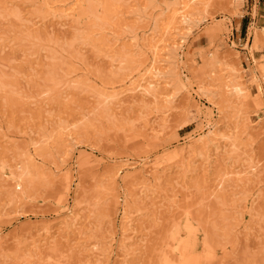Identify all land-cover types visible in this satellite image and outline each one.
<instances>
[{
	"label": "rangeland",
	"instance_id": "obj_1",
	"mask_svg": "<svg viewBox=\"0 0 264 264\" xmlns=\"http://www.w3.org/2000/svg\"><path fill=\"white\" fill-rule=\"evenodd\" d=\"M210 2L191 34L180 28L186 42L174 40L176 74L162 83L172 84V101L146 98L141 109L145 99L133 106L126 91L150 54L133 51L124 29L138 23L122 16L131 0H85L94 12L78 24L64 17L74 0H0V264H189L192 256L197 264H264V41L253 39L264 34V0ZM121 49L133 60L116 76L110 56ZM232 83L245 102L231 97ZM225 100L238 106L239 125L232 110L223 113ZM208 123H218L216 138L243 134L239 158L216 162L210 148L209 165L201 163L193 142ZM191 145L195 156L181 150ZM145 161L159 165L157 175L142 170ZM188 162L206 167L184 178ZM222 169L246 176L226 181ZM142 185L146 206L137 201ZM71 213L81 218L74 233L64 228Z\"/></svg>",
	"mask_w": 264,
	"mask_h": 264
},
{
	"label": "bare ground",
	"instance_id": "obj_2",
	"mask_svg": "<svg viewBox=\"0 0 264 264\" xmlns=\"http://www.w3.org/2000/svg\"><path fill=\"white\" fill-rule=\"evenodd\" d=\"M84 1L85 0H74V2L76 3V6H78L76 9H72L68 14H66L64 17L65 18H69V19H72L73 21H74V23H76V24H78V22H79V20L81 19V16L82 15H85V14H92V12H94V11H92V9L91 8H89V6H86L85 7V3H84ZM132 2H133V5L131 6L132 8H131V10H130V12H127L126 10H125V12H127V13H123V15L122 16H125V17H132V18H136V20L135 21H137L138 23H137V25H133L132 26V28L130 27V25L131 24H129L128 26L127 25H125L124 26V29H126V30H132V38L131 39H133L134 40V43H136V47L135 48H133V49H131V50H133V51H135V50H137V51H141L140 53H145V54H150V63H148L149 65L148 66H146L144 69H142L141 70V72H139V73H141L142 75L140 76V79H134V77H132L131 78V85L129 84V89L126 91L127 93H128V96H129V94H130V96L132 97V100H133V103H130V102H128V103H130L131 105H133L136 101L138 102V100L136 99V97H141L142 99H145V101L144 100H142V102L140 101L139 103H141L140 104V107H141V105H143L142 103H145V104H147L146 103V98H152V99H154V101L156 100V103H157V99L158 100H160V99H163L164 101H166L167 103H170L172 100H171V98H169L166 94V88L167 87H171V85L170 86H168L169 84H167V87H166V84H165V87L164 86H162L163 84L162 83H164L163 81L168 77V76H173V75H175L176 74V71H175V67H174V60H173V58H172V56L173 57H175L174 55H173V52H175V51H177V49H178V46L176 45V42L174 41V40H176V39H178L179 38V40L181 39V40H183V41H185L186 39V37L188 36V35H190L191 33V31H192V29L199 23V20H202L201 22H203L204 21V19H198V14L200 13V11L201 12H203L204 10H200V6H201V9L205 6V5H207L211 0H144L145 1V4H143L144 3V1L143 0H131ZM163 1V2H162ZM160 2L162 3V4H160ZM212 2H213V0H212ZM210 4H211V2H210ZM48 5V4H47ZM131 5V4H130ZM106 6H107V8L109 7L108 5H105L104 6V8H106ZM210 6V5H209ZM209 6H207V7H209ZM49 8V7H48ZM204 8H206V6L204 7ZM203 8V9H204ZM123 10V9H122ZM128 10V9H127ZM150 11H152V12H150ZM65 12V11H64ZM149 13H151V15L149 14ZM204 13V12H203ZM50 14V13H49ZM127 16H126V15ZM51 15V14H50ZM93 15V14H92ZM118 15V14H117ZM197 15V16H196ZM18 16V15H17ZM154 16H156V18H154ZM46 17V16H45ZM128 17V18H129ZM22 18V17H21ZM62 18V17H61ZM55 19V18H54ZM18 21V20H17ZM19 21L21 22V19H19ZM18 21V22H19ZM146 21H152L153 22V29L152 30H149V31H145L143 28H142V26H141V24H143V23H145ZM151 22V23H152ZM24 24L25 22L24 21H22L21 22V24ZM135 23V22H134ZM147 23V22H146ZM20 24V25H21ZM26 24V23H25ZM119 25H121V24H119ZM177 25H179V26H177ZM26 26V25H25ZM24 26V27H25ZM141 26V27H140ZM23 27V28H24ZM27 27V26H26ZM120 27V26H119ZM123 27V26H122ZM180 28L181 29H183V30H185L184 32L186 33H190V34H188L187 36H186V34L185 33H182V31L180 30ZM120 30V29H119ZM173 31H176V33H172ZM264 33V32H263ZM262 34V33H261ZM141 35V36H140ZM148 35V36H147ZM103 38V37H102ZM106 38V37H105ZM176 38V39H175ZM253 39H254V44L255 45H258L259 43H261V42H263L264 41V34L262 35V36H260L259 34H257V32H254V34H253ZM182 41V42H183ZM103 44V46H105V48L104 49H106V52H108V50L110 51V52H108V53H106L107 54V56H109V55H111V50H113V49H111L113 46L111 45H109V43L107 42V40L105 41H101ZM182 42H180L181 44H182ZM186 42V41H185ZM100 43V42H99ZM180 43H177V44H180ZM184 44V43H183ZM181 46V45H180ZM132 47H134V46H132L131 45V48ZM101 50L102 51H104V49H103V47L101 46ZM130 48V47H129ZM180 48H183V47H180ZM108 49V50H107ZM111 49V50H110ZM140 49V50H139ZM131 50H129V52L128 53H130V51ZM182 50V49H181ZM180 50V51H181ZM121 51V52H120ZM119 51V53H117V54H114V56H113V54H112V56H110L111 58L110 59H112V58H114L113 60H111V63H112V66H114V64H117L118 66V68L114 71V68L112 69L113 70V72H112V74H119L120 72H122L123 70H126L127 68H126V66L128 65L127 63H129V61L131 62L132 60L130 59H127V58H125V54H127L126 52L128 51H126V50H124V49H121ZM136 51V52H137ZM112 52H114V51H112ZM110 53V54H109ZM115 53V52H114ZM133 53V52H132ZM106 54H105V57H106ZM109 54V55H108ZM164 55H166V57L164 56ZM179 55V54H178ZM130 56H132V55H130ZM133 57V56H132ZM147 57H148V55H147ZM146 57V58H147ZM109 58V57H108ZM134 58V57H133ZM177 58V57H176ZM109 59V60H110ZM129 60V61H128ZM149 59H147V61H148ZM175 61H177V60H175ZM136 62V61H135ZM132 64V63H131ZM177 64V63H176ZM129 65H130V63H129ZM163 65H166L167 67H169V69H168V71H165V70H163V68L164 67H162ZM178 65V64H177ZM56 66V65H55ZM59 66V65H58ZM128 67V66H127ZM178 69V68H177ZM53 75V74H52ZM179 75V74H178ZM117 76V75H116ZM55 78V77H54ZM170 78V77H169ZM241 80V79H240ZM49 81L52 83L53 82V84H55V86H58V84H60V83H54V82H56V81H54L53 80V77L51 76V80H50V78H49ZM231 81H233V80H231ZM167 82H168V80H167ZM166 82V83H167ZM235 82V81H234ZM130 83V82H129ZM227 83V82H226ZM227 85V84H226ZM225 85V86H226ZM164 87V88H163ZM227 88H229V93H230V95H231V97H236L237 98V100H240L241 102H242V100L245 98H247V94L245 93V91L243 90V88H242V86H241V84H237V83H232L230 86L228 85V86H226ZM261 88V87H260ZM262 89H264V88H262ZM165 90V91H164ZM259 91H261V90H259ZM126 92H125V94H126ZM166 93V94H165ZM121 95V94H120ZM120 95H118L117 97H119ZM123 95V94H122ZM229 95V94H228ZM126 96V95H125ZM123 97V96H122ZM130 98V97H129ZM140 98V99H141ZM242 99V100H241ZM245 99H244V102H245ZM131 100V101H132ZM168 100V101H167ZM169 100H171V101H169ZM230 101H231V99H229ZM229 100H225V101H227L228 103H229V105H227L226 107L224 106V108H225V111L223 112L224 114H226L228 111L227 110H232L231 111V113H233L234 114V119H236L237 121H236V124L237 125H239L243 120L241 119V113H240V110H238V106H237V108H236V105L235 104H233V102H232V104H230L231 102L229 101ZM236 100V101H237ZM119 101H121V100H119ZM148 102V101H147ZM126 103V102H125ZM224 103V102H223ZM227 103V104H228ZM158 104V103H157ZM123 105V104H122ZM121 105V106H122ZM135 105V104H134ZM133 105V106H134ZM136 105H138L137 103H136ZM235 105V106H234ZM145 106V105H144ZM149 107V106H148ZM235 107V108H234ZM145 108V107H144ZM147 108V107H146ZM140 109V108H139ZM141 109H142V107H141ZM240 109V108H239ZM113 110V109H112ZM157 110V109H156ZM245 113V112H244ZM223 114V115H224ZM221 115V114H220ZM227 116H228V113H227ZM220 117V116H219ZM232 118V117H231ZM240 118V119H239ZM239 119V120H238ZM231 121V120H230ZM246 122V121H245ZM254 122V121H253ZM249 122L247 121V123H245V124H247V126H245V125H241V127L243 126V129H244V134H245V130H247V128L249 127V124H248ZM251 123V122H250ZM256 123V122H255ZM211 123H208L207 125H205V127H203L204 129H206V131L205 132H202V134L201 135H199V137L195 140L194 139V144H196V145H198L199 147H198V150L200 149L201 150V152L199 153V155L198 156H200L201 157V163L202 162H204L205 163V165L207 166V164L209 165V163H207L208 162V157H207V153L209 152V150H210V148H212V149H214L213 151H214V154H215V160H217L216 162H230V161H232V157H231V155H233V156H235V153L237 152V154H238V150H239V141L237 140L238 138V136L239 135H243V134H239L238 135V133H237V135L238 136H236V135H232V134H229V135H227V136H223V137H219V138H216V137H214V136H217V135H215V129L217 128L216 127V125H218V123H216V125L214 124L213 126H211L210 125ZM225 124H226V122H225ZM229 123H227V125H228ZM244 124V123H243ZM146 125H148V124H146ZM234 125V124H233ZM235 126V130H237V129H239L240 127L239 126ZM219 126V125H218ZM229 126V125H228ZM76 127H78V125L76 126ZM147 127V126H146ZM145 127V128H146ZM152 127V130H153V128H154V126H151ZM155 127H157V126H155ZM231 128V127H230ZM250 128V127H249ZM248 128V129H249ZM151 129V128H150ZM156 129V128H155ZM233 129V130H234ZM203 130V129H202ZM215 130V131H214ZM232 130V129H231ZM232 130V131H233ZM156 131V130H155ZM204 131V130H203ZM231 131V132H232ZM154 132V131H153ZM157 132V131H156ZM156 132H154L155 134H156ZM234 132V131H233ZM159 133H157V135H158ZM217 134V133H216ZM234 134V133H233ZM219 135V134H218ZM220 135H221V133H220ZM247 135V134H246ZM240 136V137H241ZM240 137H239V139H240ZM12 140V139H11ZM10 140V141H11ZM61 141V140H60ZM158 142V141H157ZM12 143H14V141L12 142ZM11 143V144H12ZM226 143V145H224ZM7 144V143H6ZM224 146H223V145ZM239 144V145H238ZM13 145V144H12ZM11 145V146H12ZM63 144H61V146H62ZM160 145H162V144H160ZM196 145H194V146H192L191 148H190V146H189V148L188 149H186L187 148V146L186 147H184V148H182L181 150H182V152H184V154H191L192 155V153H193V155L195 156V153L198 151L197 150V146ZM69 148L68 146H66V144L65 145H63V148L64 149H66V148ZM71 147V146H70ZM226 147H228V149H229V151L227 152V151H225V152H223L224 151V149H226ZM61 148V147H60ZM62 148V149H63ZM35 149V148H34ZM63 149V150H64ZM70 149V148H69ZM68 149V150H69ZM74 149V148H73ZM68 150L66 151V152H68ZM70 151H71V149H70ZM73 152V151H72ZM198 153V152H197ZM67 154V153H66ZM183 154V153H182ZM224 154V155H223ZM236 154V155H237ZM36 155H37V153H36ZM68 155H69V152H68ZM239 157H240V154L238 155ZM37 157H38V155H37ZM83 157H86V156H83ZM237 156H235V159H237V158H239V157H237ZM189 158V157H188ZM187 158V159H188ZM210 158V157H209ZM85 159V158H84ZM194 158H192V160H193ZM200 159V158H199ZM86 160H87V157H86ZM242 160V159H241ZM88 161V160H87ZM24 162V161H23ZM31 162V161H30ZM234 162V161H233ZM8 163V162H7ZM7 163H4L3 164V166H6V164ZM28 163V162H27ZM92 163V162H91ZM203 163V164H204ZM226 163V164H227ZM240 162H238V164H239ZM24 164V163H23ZM89 164H90V162H89ZM219 164V163H218ZM218 164L215 166V168L218 166ZM236 164V163H235ZM198 165V164H197ZM223 165V164H222ZM225 165V164H224ZM223 165V168L225 167ZM229 165V164H228ZM241 165V164H240ZM8 166H9V164H8ZM27 166V168H26V170H28V165H26ZM186 170L184 171L183 170V177L184 178H187L188 176H193V175H195V174H197V172H199V170H201V169H199V167H202V169L204 170V167H206V166H204L203 167V165H200V166H194L193 164L191 165V162H188L187 164H186ZM159 165H153L152 167L151 166H149L148 165V163L145 161V163L144 164H142L141 165V168H142V170H144V172L145 173H147V174H150V175H152V176H154L157 172H158V170H159ZM184 167V166H183ZM219 167V166H218ZM218 167L216 168V169H218ZM239 167V166H238ZM6 168V167H5ZM147 169V170H146ZM150 169H151V171H150ZM199 169V170H198ZM243 169V168H242ZM246 169H248V168H246ZM213 170V169H212ZM223 170V169H222ZM232 170V169H231ZM234 171H232V174H231V171H229V170H227V172H225L224 170V172H223V174L221 173V172H219L221 175L220 176H222L223 178L225 177L226 179L228 178V175L230 174L231 176L233 175V177L235 176V174H236V177H235V179L234 178H232L234 181H236V182H238L239 181V179L238 178H240V180H241V177H240V175L241 176H243V175H245V174H243L245 171H239L238 173H235V169H233ZM238 170H239V168H238ZM249 170H251L250 172L251 173H255V171H256V169L253 167V166H251L250 167V169ZM29 171V170H28ZM27 171V174H29V172ZM216 171V170H215ZM218 171V170H217ZM247 172H248V170H247ZM246 172V173H247ZM218 173V172H217ZM235 173V174H234ZM41 174V173H40ZM43 175V174H42ZM157 175V174H156ZM219 175V174H218ZM217 175V176H218ZM225 175H227V176H225ZM48 176V175H47ZM219 176V177H220ZM237 176H239V177H237ZM246 176V175H245ZM249 176V175H248ZM44 177H46V176H44ZM116 177V176H115ZM205 177V176H204ZM252 177V176H251ZM254 177V176H253ZM252 177V178H253ZM3 178V177H2ZM156 178V177H155ZM158 178V177H157ZM221 178V177H220ZM224 178V179H225ZM249 178V177H248ZM183 179V178H182ZM205 179V178H204ZM225 179V180H226ZM238 181H237V180ZM221 180H223V179H221ZM224 180V181H225ZM249 180V179H248ZM156 181V180H155ZM157 181H159V179H157ZM200 181V180H199ZM227 181V180H226ZM229 181H231V178H230V180ZM228 181V182H229ZM243 181V180H242ZM241 181V183H243ZM249 181H252L251 179L249 180ZM249 181H247V182H249ZM219 182H220V179H219V181H218V183H217V186L218 187H221L222 186V184L220 183L219 184ZM223 182V181H222ZM236 182H234V184H237ZM226 183V182H225ZM232 183V182H231ZM233 184V183H232ZM3 185V184H2ZM231 185V184H230ZM241 185V184H240ZM245 185H246V181H245ZM143 186V185H142ZM236 186V185H235ZM219 190V189H218ZM223 190V189H222ZM140 193H139V199L137 200L138 202H142V204H146L145 203V201H144V198H147L146 197V195L147 194H145V192L147 193V190H146V188H145V186H143V187H141L140 188ZM159 194V193H158ZM119 199V198H118ZM162 200V199H161ZM126 201V200H125ZM154 201V200H153ZM151 203V202H150ZM149 203V204H150ZM138 204V203H137ZM140 204V203H139ZM147 205H148V202H147ZM245 205H246V203H245ZM146 206V205H145ZM138 207V206H137ZM144 207V206H143ZM145 208H147V207H145ZM244 208V207H243ZM142 208H140V210H141ZM236 209V208H235ZM237 209H238V207H237ZM145 210V209H144ZM244 211V210H243ZM2 212V211H1ZM93 212V211H92ZM95 213V212H94ZM90 214H92L91 212H90ZM1 216V215H0ZM80 216V215H79ZM78 216V214L76 215V214H74V213H71V223H69V224H66L65 225V227L64 228H67V231H72L73 233L74 232H77L76 231V229L75 228H77L76 226L77 225H79L80 223V221H81V218ZM127 218V217H126ZM125 218V220H126V224L124 225V227H125V231H124V233H125V239H123L124 240V242L126 243V241H129V240H131V239H133L132 237L130 238V231H131V228H132V224H133V220H132V218L133 217H129L128 219H126ZM235 218V217H234ZM134 219V218H133ZM128 221V222H127ZM75 227V228H74ZM133 229V228H132ZM74 230V231H73ZM91 231V230H90ZM133 231V230H132ZM130 232V233H129ZM48 234H50V232L48 233ZM129 234V235H128ZM127 235H128V237H127ZM189 236H191V235H189ZM188 236V237H189ZM192 237V236H191ZM190 239V238H189ZM193 240V239H192ZM189 241V240H188ZM50 243V242H49ZM125 243H124V245H125ZM191 243V242H190ZM193 243H195L194 241H193ZM48 244V243H47ZM57 244V243H56ZM188 244H189V242H188ZM53 246V245H52ZM57 246V245H56ZM126 246V245H125ZM128 246V245H127ZM183 246V245H182ZM184 246H185V244H184ZM204 246V245H203ZM188 247V246H187ZM204 248V247H203ZM96 249V248H95ZM127 249V248H126ZM176 250V249H175ZM180 250V249H179ZM182 251H183V248H182ZM188 250H186V252H187ZM194 251V250H193ZM127 252V251H126ZM174 252V251H173ZM170 254H171V252H169ZM169 253H167V254H169ZM180 253H182V252H180ZM179 253V254H180ZM185 253V252H184ZM191 253V252H190ZM189 253V254H190ZM196 253V252H195ZM166 254V253H165ZM183 254V253H182ZM164 255V254H163ZM192 255V254H191ZM191 255H189V257H191ZM194 255V254H193ZM198 254H196V258L197 257H199V256H197ZM204 256V255H203ZM194 257V258H193ZM185 258V257H184ZM214 258V257H213ZM186 259H188V257L186 258ZM190 259H188V263L189 264H197V262H196V260H195V256H192V259L189 261ZM165 261H167L166 259H165ZM173 261V260H172ZM204 261V260H203ZM64 262V261H63ZM63 262H61L62 264H63ZM169 261H167L166 263H168ZM61 263H58V264H61ZM67 263V262H66ZM165 263V264H166ZM172 263V262H171ZM182 263V262H181ZM173 264V263H172ZM179 264H180V262H179ZM185 264V263H184ZM198 264H199V261H198Z\"/></svg>",
	"mask_w": 264,
	"mask_h": 264
}]
</instances>
